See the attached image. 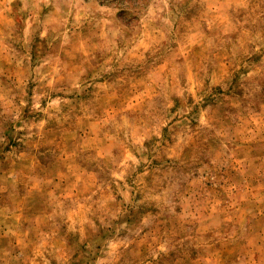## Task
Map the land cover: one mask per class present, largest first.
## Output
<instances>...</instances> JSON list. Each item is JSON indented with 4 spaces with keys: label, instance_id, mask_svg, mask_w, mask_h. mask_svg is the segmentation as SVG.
I'll list each match as a JSON object with an SVG mask.
<instances>
[{
    "label": "rangeland",
    "instance_id": "374dc122",
    "mask_svg": "<svg viewBox=\"0 0 264 264\" xmlns=\"http://www.w3.org/2000/svg\"><path fill=\"white\" fill-rule=\"evenodd\" d=\"M0 264H264V0H0Z\"/></svg>",
    "mask_w": 264,
    "mask_h": 264
}]
</instances>
